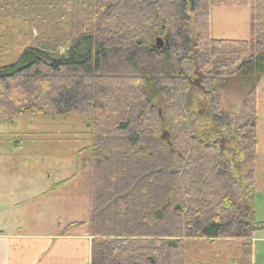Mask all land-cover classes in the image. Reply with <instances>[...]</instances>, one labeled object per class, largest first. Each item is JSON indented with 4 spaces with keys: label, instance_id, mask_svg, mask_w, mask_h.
I'll return each instance as SVG.
<instances>
[{
    "label": "trees",
    "instance_id": "16d2710c",
    "mask_svg": "<svg viewBox=\"0 0 264 264\" xmlns=\"http://www.w3.org/2000/svg\"><path fill=\"white\" fill-rule=\"evenodd\" d=\"M16 5L0 0V13ZM220 7L250 9V40L211 37ZM23 9L39 13L46 33L0 67V116L87 117L90 264H191L188 241L219 239L242 241L241 264H252L263 228L252 218L256 86L239 88L236 114L219 110V92L264 71V0H33ZM197 73L207 107L191 90Z\"/></svg>",
    "mask_w": 264,
    "mask_h": 264
},
{
    "label": "rangeland",
    "instance_id": "374dc122",
    "mask_svg": "<svg viewBox=\"0 0 264 264\" xmlns=\"http://www.w3.org/2000/svg\"><path fill=\"white\" fill-rule=\"evenodd\" d=\"M9 2L17 5L16 10L0 13V67L16 63L26 47L31 46L32 39L46 33L38 23L39 13L23 9L33 0ZM41 3L46 7L44 2ZM236 9L211 10L213 39L250 40V9L234 12ZM5 15H8L7 19ZM32 19L34 24L30 22ZM254 73L256 76L242 75L228 81V88L219 92V110L238 113L244 97L239 88L247 91L252 85L256 86L258 138L251 197L252 218L263 226L261 232L264 231V71L257 68ZM199 80L196 74L190 81L191 90L196 101L206 102L207 107L209 99L205 95L208 90L202 91ZM200 107L202 110V105ZM86 120L87 117L81 115L0 116V207L11 206L10 214L8 211L3 213L10 216L12 228L19 225L22 232L28 234H37L41 230L55 239L69 225L84 223L70 229L68 235L88 236L91 153ZM218 144L226 149L224 139L218 140ZM235 157L236 163L240 164L242 157ZM236 171V175H240V170ZM43 192L45 194L39 196ZM204 244L208 242L188 241L186 254L191 264L206 259L216 264H241L242 241H219L206 247Z\"/></svg>",
    "mask_w": 264,
    "mask_h": 264
},
{
    "label": "crops",
    "instance_id": "0c3cea01",
    "mask_svg": "<svg viewBox=\"0 0 264 264\" xmlns=\"http://www.w3.org/2000/svg\"><path fill=\"white\" fill-rule=\"evenodd\" d=\"M240 9L237 7L234 12ZM44 194L45 192L40 193L39 196ZM10 208L9 204L0 207V264H90V237L67 234L57 235L58 238L53 239L41 230L37 234L24 233L19 225L12 228L10 216L3 213L8 211L10 214ZM219 241L236 240L219 239L209 241L207 245L212 246ZM207 245L204 244V247ZM197 262L200 261H195V264ZM200 263L217 262L206 259ZM252 264H264V231L257 232L252 239Z\"/></svg>",
    "mask_w": 264,
    "mask_h": 264
},
{
    "label": "water",
    "instance_id": "95a60500",
    "mask_svg": "<svg viewBox=\"0 0 264 264\" xmlns=\"http://www.w3.org/2000/svg\"><path fill=\"white\" fill-rule=\"evenodd\" d=\"M162 139L163 140H168L169 139V133L167 132H164L163 135H162ZM224 149V146H222V150Z\"/></svg>",
    "mask_w": 264,
    "mask_h": 264
},
{
    "label": "flooded vegetation",
    "instance_id": "af4514ba",
    "mask_svg": "<svg viewBox=\"0 0 264 264\" xmlns=\"http://www.w3.org/2000/svg\"><path fill=\"white\" fill-rule=\"evenodd\" d=\"M202 82H203V78H202ZM202 82H201V85H202ZM203 86V85H202ZM203 92H205V88L202 90Z\"/></svg>",
    "mask_w": 264,
    "mask_h": 264
}]
</instances>
